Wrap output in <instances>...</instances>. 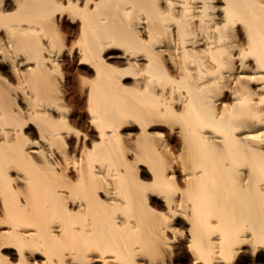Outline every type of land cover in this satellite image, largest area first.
I'll return each mask as SVG.
<instances>
[{
    "label": "bare ground",
    "instance_id": "6f19581e",
    "mask_svg": "<svg viewBox=\"0 0 264 264\" xmlns=\"http://www.w3.org/2000/svg\"><path fill=\"white\" fill-rule=\"evenodd\" d=\"M262 256L264 0H0V264Z\"/></svg>",
    "mask_w": 264,
    "mask_h": 264
},
{
    "label": "rangeland",
    "instance_id": "374dc122",
    "mask_svg": "<svg viewBox=\"0 0 264 264\" xmlns=\"http://www.w3.org/2000/svg\"><path fill=\"white\" fill-rule=\"evenodd\" d=\"M69 67H70L69 66V63L66 62L65 65H64V67H63L64 71L66 70L67 73H71V69ZM11 260L13 262H16L17 261L16 258H12ZM261 261L262 262L260 264H264V256H262ZM243 262H244L243 264H253V261L251 260L250 257L244 258ZM174 264H188V263H186V262H180V261H175Z\"/></svg>",
    "mask_w": 264,
    "mask_h": 264
}]
</instances>
